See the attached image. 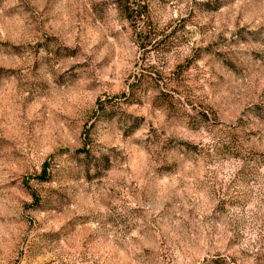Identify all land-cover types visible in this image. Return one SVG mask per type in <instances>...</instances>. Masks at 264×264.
<instances>
[{
  "label": "rangeland",
  "instance_id": "1",
  "mask_svg": "<svg viewBox=\"0 0 264 264\" xmlns=\"http://www.w3.org/2000/svg\"><path fill=\"white\" fill-rule=\"evenodd\" d=\"M0 264H264V0H0Z\"/></svg>",
  "mask_w": 264,
  "mask_h": 264
}]
</instances>
